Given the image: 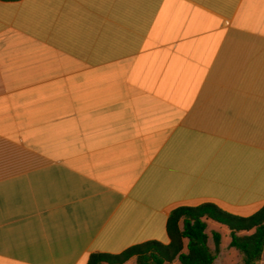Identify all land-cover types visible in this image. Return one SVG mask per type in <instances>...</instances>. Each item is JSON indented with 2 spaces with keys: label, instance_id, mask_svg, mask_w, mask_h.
<instances>
[{
  "label": "crops",
  "instance_id": "1",
  "mask_svg": "<svg viewBox=\"0 0 264 264\" xmlns=\"http://www.w3.org/2000/svg\"><path fill=\"white\" fill-rule=\"evenodd\" d=\"M204 203L264 206V0H0V264L167 245Z\"/></svg>",
  "mask_w": 264,
  "mask_h": 264
},
{
  "label": "trees",
  "instance_id": "2",
  "mask_svg": "<svg viewBox=\"0 0 264 264\" xmlns=\"http://www.w3.org/2000/svg\"><path fill=\"white\" fill-rule=\"evenodd\" d=\"M166 233L167 245L152 241L119 254L95 253L86 264H126L131 259L136 264H214L216 255L208 244L210 239L215 252H219L223 240H228V246L242 255L241 264H260L264 251V206L249 217L232 215L211 203L178 207L167 219Z\"/></svg>",
  "mask_w": 264,
  "mask_h": 264
},
{
  "label": "rangeland",
  "instance_id": "3",
  "mask_svg": "<svg viewBox=\"0 0 264 264\" xmlns=\"http://www.w3.org/2000/svg\"><path fill=\"white\" fill-rule=\"evenodd\" d=\"M210 228H213V227H210ZM224 236H227V234H225ZM209 237L211 238L210 233H209ZM208 244L210 248L212 249L213 253L216 255L214 264H241L242 263V255H240L236 250L231 249L228 246V240H223V243H221L219 252L214 251L212 239L209 240ZM126 264H136L135 259H131ZM173 264H177V262H174Z\"/></svg>",
  "mask_w": 264,
  "mask_h": 264
}]
</instances>
